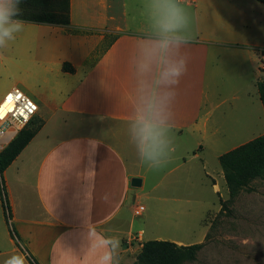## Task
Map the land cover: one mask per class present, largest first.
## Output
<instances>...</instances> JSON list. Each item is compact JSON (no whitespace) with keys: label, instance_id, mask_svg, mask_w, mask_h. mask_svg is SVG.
<instances>
[{"label":"crops","instance_id":"1","mask_svg":"<svg viewBox=\"0 0 264 264\" xmlns=\"http://www.w3.org/2000/svg\"><path fill=\"white\" fill-rule=\"evenodd\" d=\"M79 1L71 0L69 26L25 22L16 34L22 41L12 46L26 55L30 73L21 87L37 102L36 116L43 123L3 179L12 209L10 223L19 234V244L26 245V254L37 264H96V243L101 236L111 237L104 226L126 207L130 195H141L132 179L141 178L144 186L152 170L138 158L133 124L145 112L147 100L164 93L160 70L172 55L157 48L160 36L154 17L144 10L151 0L137 2L138 16L127 9L128 0H122L123 8L116 0L117 12L135 24L117 29L109 27L114 16L102 18L101 7L95 22L77 20ZM225 2H187L201 25L180 49L188 56V67L175 88L167 121L175 152L167 171H153L160 178L150 192L166 181L165 190H182L207 178L217 194L221 179L226 185L224 171L206 168L205 151L224 149L221 146L231 133L243 134V118L264 121L257 86L262 81L259 63H264V56L259 51L264 44L253 41L246 15L223 14ZM104 4L108 12L112 6ZM105 33L118 37L101 52ZM254 54L258 65L253 76ZM149 60V71H142L141 64ZM227 116L239 125L232 131ZM52 124L77 131L54 137L48 130ZM221 155L216 154L219 163ZM2 215L6 223L3 208ZM5 228L11 251L18 253L17 241L8 225ZM5 255L0 251V257Z\"/></svg>","mask_w":264,"mask_h":264},{"label":"rangeland","instance_id":"2","mask_svg":"<svg viewBox=\"0 0 264 264\" xmlns=\"http://www.w3.org/2000/svg\"><path fill=\"white\" fill-rule=\"evenodd\" d=\"M107 1L112 6L108 12L104 4ZM140 1L148 0H128L127 4V9L137 16L140 13L137 2ZM79 2L75 8V14H77L75 18L79 21L94 20L95 22L99 19L101 7L102 18H107L108 15L115 17L109 19V27L114 29L119 26L135 27V24L129 21L131 19H126L117 12L120 9L117 10L116 0H80ZM182 2L180 5L190 16V31L194 33L201 24L196 20L198 17L194 6L189 5L190 3L188 2V4L186 1ZM121 3L122 0H120ZM144 10L151 11V4L146 5ZM222 12L232 18H239L238 14L241 13L250 18L252 23L250 35L253 41L264 44V5L262 3L258 0H226ZM88 14L90 18H88ZM21 41L22 38L17 36L6 49L0 50V102L14 86L22 89V80L30 73V66L25 63L26 55L20 51L15 52L12 48ZM253 51L255 53V49ZM259 64L262 70L261 79L264 81V63L260 62ZM257 65V56L254 54L251 65L253 76ZM250 75L248 72L247 78ZM223 88L228 89L225 86ZM32 99L34 98L32 97ZM228 109V105L222 108L225 112ZM226 121L230 124L231 131L238 125L232 116H227ZM241 122L245 127L243 134L231 133L230 140L221 146L224 149L205 151L208 170L216 168L222 170L216 157L217 153L224 154L228 148L237 147L245 141L248 142L264 135V121L258 122L247 117L243 118ZM42 123V120L35 116L27 124V127H38ZM48 130L54 137H63L75 133L77 128H57L56 124H52ZM217 137H222V135ZM168 168L166 166L160 171H167ZM147 177L144 186L134 187L138 188L135 190L142 192L141 195H130L126 207L104 226L111 237H118L120 240V264H133L137 260L142 244L148 240H178L185 245L204 244L197 260L186 264H264L263 180L253 181L238 196L231 198L227 184L224 185L222 179L220 183L218 182V193L215 194L212 184L207 178L203 182L199 180V182L189 184L188 188L184 186L182 190L169 188L165 190V187L169 185L166 181L156 192H150L159 180L160 174H153L152 171L151 174H147ZM0 198L3 205H0V251L7 253L0 257V264H4L7 258L17 254L25 255L31 262L32 258L26 254L25 244L18 245V253L11 251L13 246L6 234L5 225L6 227L8 225L10 236L12 228L8 223V213L1 188ZM2 208L6 223L3 222ZM13 239L17 240L14 237Z\"/></svg>","mask_w":264,"mask_h":264},{"label":"clouds","instance_id":"3","mask_svg":"<svg viewBox=\"0 0 264 264\" xmlns=\"http://www.w3.org/2000/svg\"><path fill=\"white\" fill-rule=\"evenodd\" d=\"M21 0H0V50L6 49L16 34L24 29L25 22L15 17L20 15ZM151 12L160 39L158 50L172 55L163 63L159 83L165 88L157 98L147 100L146 110L133 124V139L138 158L149 170L160 171L171 161L175 147L168 138L167 124L169 106L175 100V88L186 74L188 56L181 53L183 45L193 36L190 31V16L179 0H151ZM151 61L141 64L142 71H149ZM96 264H120V240L118 237H103L95 245ZM4 264H26L22 255H13Z\"/></svg>","mask_w":264,"mask_h":264},{"label":"trees","instance_id":"4","mask_svg":"<svg viewBox=\"0 0 264 264\" xmlns=\"http://www.w3.org/2000/svg\"><path fill=\"white\" fill-rule=\"evenodd\" d=\"M264 4V0H258ZM20 15L15 19L37 24L69 26L71 23V0H21ZM118 35L105 33V42L100 48L104 51ZM264 56V50L261 51ZM65 71L72 69L64 66ZM258 91L264 105V81H259ZM38 127H25L16 138L0 153V188L4 195L8 213V223L12 219V209L4 185L3 173L13 161L29 145L37 135ZM224 171L231 198L238 196L253 181H264V135L250 140L233 150L222 154L219 158ZM12 235L20 245V237L16 228L10 223ZM204 244L179 245L169 240H148L142 244L137 260L133 264H186L197 260ZM32 264H37L31 259Z\"/></svg>","mask_w":264,"mask_h":264},{"label":"built area","instance_id":"5","mask_svg":"<svg viewBox=\"0 0 264 264\" xmlns=\"http://www.w3.org/2000/svg\"><path fill=\"white\" fill-rule=\"evenodd\" d=\"M195 4L196 0H181ZM11 96L12 99H8ZM39 106L22 89L13 88L0 102V153L37 115Z\"/></svg>","mask_w":264,"mask_h":264},{"label":"water","instance_id":"6","mask_svg":"<svg viewBox=\"0 0 264 264\" xmlns=\"http://www.w3.org/2000/svg\"><path fill=\"white\" fill-rule=\"evenodd\" d=\"M132 186L133 187H141L142 186V179L141 178H133L132 179Z\"/></svg>","mask_w":264,"mask_h":264},{"label":"snow or ice","instance_id":"7","mask_svg":"<svg viewBox=\"0 0 264 264\" xmlns=\"http://www.w3.org/2000/svg\"><path fill=\"white\" fill-rule=\"evenodd\" d=\"M8 99L10 100V99H12V97H11V96H9V97H8Z\"/></svg>","mask_w":264,"mask_h":264}]
</instances>
